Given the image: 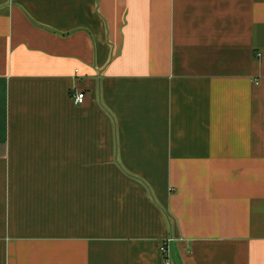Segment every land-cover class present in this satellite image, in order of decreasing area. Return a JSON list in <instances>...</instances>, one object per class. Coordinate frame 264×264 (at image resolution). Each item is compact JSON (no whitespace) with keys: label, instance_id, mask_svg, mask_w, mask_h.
<instances>
[{"label":"crops","instance_id":"obj_1","mask_svg":"<svg viewBox=\"0 0 264 264\" xmlns=\"http://www.w3.org/2000/svg\"><path fill=\"white\" fill-rule=\"evenodd\" d=\"M166 238L264 264V0H0V264Z\"/></svg>","mask_w":264,"mask_h":264},{"label":"built area","instance_id":"obj_2","mask_svg":"<svg viewBox=\"0 0 264 264\" xmlns=\"http://www.w3.org/2000/svg\"><path fill=\"white\" fill-rule=\"evenodd\" d=\"M263 53L261 51H257L255 57L261 58ZM85 99V93L82 91H76L73 93V100L75 103L80 104ZM173 242V238H166L160 245V251L165 256L166 264H169V246Z\"/></svg>","mask_w":264,"mask_h":264}]
</instances>
